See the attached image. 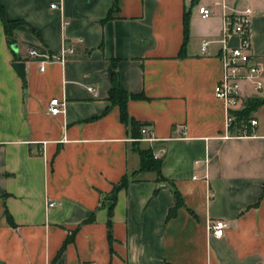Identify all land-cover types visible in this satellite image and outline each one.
<instances>
[{
    "label": "crops",
    "instance_id": "obj_1",
    "mask_svg": "<svg viewBox=\"0 0 264 264\" xmlns=\"http://www.w3.org/2000/svg\"><path fill=\"white\" fill-rule=\"evenodd\" d=\"M0 5L23 21L15 60L0 17L1 264H264V105L251 112L253 134L238 136L214 96L221 49L239 43L232 34L221 41L224 13L252 8L251 52L264 69V0ZM202 5L213 14L202 18ZM33 46L73 52L40 71L27 54ZM15 61L25 63L24 80ZM113 72L124 90L143 95L126 111L152 141L141 133L134 143L111 106ZM241 91L247 100L250 83ZM55 97L64 111L51 115ZM136 147L152 149L167 182L139 171ZM124 175L130 181L112 200ZM216 219L228 224L222 237L208 228Z\"/></svg>",
    "mask_w": 264,
    "mask_h": 264
},
{
    "label": "built area",
    "instance_id": "obj_2",
    "mask_svg": "<svg viewBox=\"0 0 264 264\" xmlns=\"http://www.w3.org/2000/svg\"><path fill=\"white\" fill-rule=\"evenodd\" d=\"M52 7L55 4H51ZM225 6V5H224ZM198 12L202 18H207L213 14V11L205 5L199 6ZM253 10L246 6L240 10L231 13H224L222 25V42H225L227 35H236L239 43L235 46L227 47L224 45L220 52L221 76L214 85V96L222 104L225 111L226 129H234L235 135L245 136L253 134L257 125V119L249 117L248 119H237V112L240 111L246 102L242 95L241 84L247 81L251 85L252 92L250 97H257L264 88V69L263 65L257 60L251 52V37L253 34L251 27V16ZM206 43L203 44L205 49ZM73 52L72 47H63L58 55L48 53L40 47H29L28 56L39 62V70L43 71L45 64L52 60L64 61L66 57ZM92 90V88H89ZM65 102L58 98H52L47 107L51 115H57L64 111ZM141 133L145 139L152 141V133L146 126L141 127ZM58 202L49 201L48 207L57 206ZM228 227L223 219H216L209 224V230L215 237H222Z\"/></svg>",
    "mask_w": 264,
    "mask_h": 264
},
{
    "label": "trees",
    "instance_id": "obj_3",
    "mask_svg": "<svg viewBox=\"0 0 264 264\" xmlns=\"http://www.w3.org/2000/svg\"><path fill=\"white\" fill-rule=\"evenodd\" d=\"M0 17L2 20L3 24V30L5 34V39L10 47V49L13 52L14 59L18 60V56L16 51L13 49L14 45H17V38L15 35V29L18 25L23 24L22 20H10L7 19L4 15V9L0 5ZM184 28L186 30L187 28V19L184 18ZM43 50V48H42ZM143 95L141 94H133V93H128L126 90H124L118 80V77L115 72H113L112 77H111V88L108 93V100L110 101L111 106H117L119 108L120 112V119L122 122L127 124L132 131V138L134 140V143H137V141L142 137L141 136V127L144 126L146 123L145 122H139L130 117L126 111V103L129 99H137V98H142ZM264 105V98L263 97H250L246 100L244 107L237 112V119H248L251 115V112L254 111L257 107ZM136 151L138 152L140 156V161L141 165L139 168V171H154L157 174L156 180L160 182H167V180L161 175L160 173V160L155 158L154 160V155L152 153L151 148L147 149H140L136 147ZM153 162L155 164H153ZM131 177H128L127 175H124L120 181L116 184L113 185V188L110 192V196L112 197V200H115L117 191L120 188L125 187ZM131 180H136L132 178ZM174 195L176 198V206H179L182 203L181 196L179 192L174 189ZM174 211V208L170 210V212ZM4 217L6 218L7 222L9 224H13L12 218L7 211L6 207L4 206ZM108 235L110 236V222H108Z\"/></svg>",
    "mask_w": 264,
    "mask_h": 264
},
{
    "label": "water",
    "instance_id": "obj_4",
    "mask_svg": "<svg viewBox=\"0 0 264 264\" xmlns=\"http://www.w3.org/2000/svg\"><path fill=\"white\" fill-rule=\"evenodd\" d=\"M13 49L15 51H17V45H14L13 46ZM24 66H25V63L23 61H15L13 63V67L15 69V71L17 72V74L24 80ZM1 264V263H0Z\"/></svg>",
    "mask_w": 264,
    "mask_h": 264
},
{
    "label": "rangeland",
    "instance_id": "obj_5",
    "mask_svg": "<svg viewBox=\"0 0 264 264\" xmlns=\"http://www.w3.org/2000/svg\"><path fill=\"white\" fill-rule=\"evenodd\" d=\"M153 159H154V160H156V159H155V157H154ZM153 164H155V163L153 162ZM130 176H132V177H133V176H135V174H134V175H133V174H131Z\"/></svg>",
    "mask_w": 264,
    "mask_h": 264
}]
</instances>
